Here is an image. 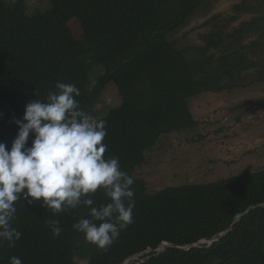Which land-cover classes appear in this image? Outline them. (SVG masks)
<instances>
[{"label": "trees", "instance_id": "16d2710c", "mask_svg": "<svg viewBox=\"0 0 264 264\" xmlns=\"http://www.w3.org/2000/svg\"><path fill=\"white\" fill-rule=\"evenodd\" d=\"M50 1L49 10L28 14L25 0L15 7L0 0V143L11 148L18 132L14 119L22 118L29 102L56 91L57 82L74 84L81 109L95 117L104 89L115 86L121 105L99 119L106 122L104 157L118 158L121 170L134 179V222L103 251L73 228L90 218L88 208L53 215L41 201L28 203L21 196L13 226L22 236L14 246L0 247V264H9L12 256L23 264H124L139 254L140 260L130 264H264V168L155 193L135 175L162 137L198 125L189 110L191 98L225 88L223 79L233 80V72L256 49L264 57L261 42L232 51L233 42L221 39L193 46L192 52L181 47L174 36L205 0ZM73 19L83 29L80 39L69 26ZM260 21L264 17L232 38L258 34ZM93 199L97 207L109 202L99 190ZM52 219L60 221L59 237L47 224Z\"/></svg>", "mask_w": 264, "mask_h": 264}, {"label": "clouds", "instance_id": "9594fccd", "mask_svg": "<svg viewBox=\"0 0 264 264\" xmlns=\"http://www.w3.org/2000/svg\"><path fill=\"white\" fill-rule=\"evenodd\" d=\"M55 88L44 100L29 102L22 118L14 119L18 132L11 148L0 143V247H12L22 236L13 226L22 196L28 203L41 201L53 215L88 208L90 218L80 219L73 228L107 251L134 222V179L121 170L118 158L105 159L106 122L81 109L79 89L63 82ZM98 190L109 202L97 207L93 196ZM47 224L53 237H59L60 221ZM9 264L23 262L12 256Z\"/></svg>", "mask_w": 264, "mask_h": 264}, {"label": "rangeland", "instance_id": "374dc122", "mask_svg": "<svg viewBox=\"0 0 264 264\" xmlns=\"http://www.w3.org/2000/svg\"><path fill=\"white\" fill-rule=\"evenodd\" d=\"M5 1L15 7L20 0ZM25 5L27 13L31 14L35 10H49L51 1L25 0ZM263 17L264 0H205L189 24L174 38L190 52L195 50L193 46L203 47L209 40L220 39L225 44L233 42L229 51L240 50L241 45H248L252 40L261 42L263 47L264 21L259 22L260 31L255 29L258 34H243L241 41L232 38L237 30ZM69 26L80 39L83 35L80 23L73 19ZM228 34H232L229 40L226 39ZM226 53L223 52L225 56ZM249 58L233 72V80L223 79L227 84L225 88L199 94L188 101L190 113L198 122L196 127L162 137L158 145L146 153L147 161L135 175L146 181L149 192L215 183L264 168V80L259 81L264 74L261 49H256ZM95 70L101 73L100 68L95 67ZM121 102L115 86L108 85L95 104L98 112L93 117L97 120L105 117L110 107L120 106ZM140 257L132 258L131 263L139 261Z\"/></svg>", "mask_w": 264, "mask_h": 264}, {"label": "water", "instance_id": "95a60500", "mask_svg": "<svg viewBox=\"0 0 264 264\" xmlns=\"http://www.w3.org/2000/svg\"><path fill=\"white\" fill-rule=\"evenodd\" d=\"M243 215H240L238 218H240V217H242ZM237 218V219H238ZM233 227V226H232ZM225 235V233H223L222 234V236H224ZM215 241H212V242H210V244H212V243H214ZM168 245L167 244H164L161 248H160V250H159V252H162L166 247H167Z\"/></svg>", "mask_w": 264, "mask_h": 264}]
</instances>
